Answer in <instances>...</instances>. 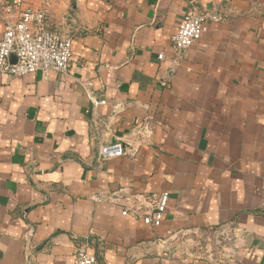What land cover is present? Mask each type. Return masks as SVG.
I'll return each mask as SVG.
<instances>
[{"label": "crops", "instance_id": "obj_1", "mask_svg": "<svg viewBox=\"0 0 264 264\" xmlns=\"http://www.w3.org/2000/svg\"><path fill=\"white\" fill-rule=\"evenodd\" d=\"M49 1L68 74H0V264H73L81 245L101 264H264V0ZM191 10L222 20L178 57ZM162 191L160 226L123 214Z\"/></svg>", "mask_w": 264, "mask_h": 264}, {"label": "built area", "instance_id": "obj_2", "mask_svg": "<svg viewBox=\"0 0 264 264\" xmlns=\"http://www.w3.org/2000/svg\"><path fill=\"white\" fill-rule=\"evenodd\" d=\"M49 0L33 5L27 0H11L10 3L0 7L4 20V32L0 39V74L7 76H25L27 74L43 71L46 75L51 72L68 74L73 58V41L70 37L62 35L50 25ZM218 14H205L196 10L185 13L172 36L173 48L178 57L186 55L188 50L201 39L211 21H220ZM12 57H16L12 61ZM164 59V54L159 55ZM167 86L166 82H162ZM96 106L106 103L105 99L92 98ZM125 154L122 141L114 144L101 145L100 155L103 158H112ZM171 198L169 191L152 192L136 197L135 201L126 198L123 214H132L143 218L151 226H160L165 220L167 206ZM143 203L147 209H143ZM225 234V233H224ZM222 232V235L225 236ZM225 240L228 237L225 236ZM224 241V243H226ZM228 241H232L229 238ZM222 239L218 244L224 256H230L235 262L236 252L232 244L229 251L223 247ZM236 246V244H234ZM229 253V254H228ZM73 264H101L96 255L88 251L86 245L77 248Z\"/></svg>", "mask_w": 264, "mask_h": 264}, {"label": "rangeland", "instance_id": "obj_3", "mask_svg": "<svg viewBox=\"0 0 264 264\" xmlns=\"http://www.w3.org/2000/svg\"><path fill=\"white\" fill-rule=\"evenodd\" d=\"M207 243L211 244V247H212L211 251H213V248L214 249H217V248L220 249L221 244L217 245L216 238H214V237H211V239L208 240L207 236H201V235L195 236L194 235L193 238H190L188 235H184V236H180V237L176 238L174 241V244L177 247V250H182L185 247H188L191 249V246H193V245L196 248H200L202 246L205 247V245ZM196 251L197 250H195V252ZM199 253H201V250H199V252L197 254H195L194 257L201 255ZM227 260H230V262H232V258L230 256L225 257V261H227ZM239 262H240V260L236 259L235 263H239Z\"/></svg>", "mask_w": 264, "mask_h": 264}, {"label": "water", "instance_id": "obj_4", "mask_svg": "<svg viewBox=\"0 0 264 264\" xmlns=\"http://www.w3.org/2000/svg\"><path fill=\"white\" fill-rule=\"evenodd\" d=\"M12 61H15L16 60V57H12V59H11Z\"/></svg>", "mask_w": 264, "mask_h": 264}]
</instances>
